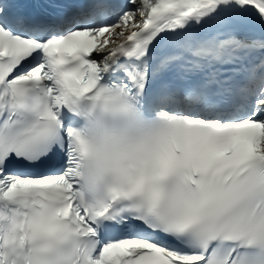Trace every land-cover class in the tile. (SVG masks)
<instances>
[{
	"label": "snow or ice",
	"instance_id": "1",
	"mask_svg": "<svg viewBox=\"0 0 264 264\" xmlns=\"http://www.w3.org/2000/svg\"><path fill=\"white\" fill-rule=\"evenodd\" d=\"M0 264H264V0H0Z\"/></svg>",
	"mask_w": 264,
	"mask_h": 264
}]
</instances>
